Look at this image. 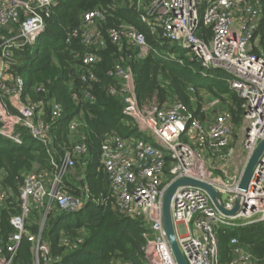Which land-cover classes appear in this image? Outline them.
<instances>
[{
	"label": "built area",
	"instance_id": "1",
	"mask_svg": "<svg viewBox=\"0 0 264 264\" xmlns=\"http://www.w3.org/2000/svg\"><path fill=\"white\" fill-rule=\"evenodd\" d=\"M59 0H0V134L23 142V134L36 139L52 153L54 138L52 120L62 117L63 108L55 99H34L27 91L25 79L15 71L17 53L33 45L46 29V16ZM140 20L162 42L186 51L190 61H197L206 70L228 73L230 88L242 99V115L237 128L231 100L213 99L206 118L197 119L189 106L177 96L165 102L144 105L138 98L133 59L151 54L146 35L135 25L120 22L109 25L112 13L102 7L85 11L79 25L68 32L67 41L79 39L84 84L73 91L76 102L82 98L96 100L93 92L98 81L96 65L107 41L132 51L121 56L108 71L115 80L106 89L121 98L123 115L132 120L144 137H124L108 133L100 146V164L107 173L115 198V206L123 214L142 219L146 239L142 246L148 264H177L164 228L163 201L168 187L180 178H193L213 185L227 209H232L240 196V207L234 216H227L215 206L209 193L197 186L181 185L173 194L171 215L179 246L189 264H221L217 228L264 222V154L255 168L245 191L239 190L242 171L257 143L264 138V51L259 49L258 35L262 19V0H134ZM209 28V39L199 35ZM260 50V51H258ZM158 53L156 49L153 50ZM258 51V52H257ZM171 59L183 63L176 55ZM32 90L45 91L42 84ZM48 118V119H47ZM50 119V120H49ZM81 126L78 119L69 123L75 133ZM182 136L186 137L182 141ZM154 141L151 142L148 139ZM241 149L246 155L240 168L234 161ZM85 136L76 140L61 163L48 172L35 168L20 185L19 212L10 222L15 231L9 236L6 249L0 246V264H12L24 238L31 242L33 264H49L50 246L42 232L50 209L77 212L91 199L88 185L76 195L65 188V175L75 167L76 158L86 155ZM211 155V156H209ZM84 164V163H83ZM229 164L234 168L227 171ZM220 168L217 177L212 169ZM11 194L0 184V208ZM102 202V199H99ZM100 201L98 203H100ZM33 210L41 211L37 233L26 221ZM241 221V222H238ZM232 244L238 239L233 237ZM252 255L235 248L230 264H254Z\"/></svg>",
	"mask_w": 264,
	"mask_h": 264
},
{
	"label": "trees",
	"instance_id": "2",
	"mask_svg": "<svg viewBox=\"0 0 264 264\" xmlns=\"http://www.w3.org/2000/svg\"><path fill=\"white\" fill-rule=\"evenodd\" d=\"M262 2L259 32H264V0ZM97 7L112 13L109 25L120 22L135 25L146 35L151 48L158 51L152 50L148 57L133 59L130 63L141 103L150 101L154 95L160 102L177 96L189 106L195 117L204 120L201 105L191 103L192 93L188 95L187 88H206L224 102L231 100L235 123L240 121L242 99L230 88L228 73L217 70L215 76L211 73L213 71L204 74L203 67L197 61H190L186 51L169 42H162L140 20L134 0H59L50 8V15L46 16L45 31L33 45L17 53L19 63L15 71L25 79L32 98L55 99L61 103L63 114L52 120V153H48L41 143H32L26 133L22 143H15L0 134V184L11 194L0 208V246L6 249L8 238L15 231L10 219L19 212L20 185L26 175L35 168L52 172V160L61 163L74 142L85 136L88 152L75 159L79 163L68 171L64 181L66 190L76 195H82L84 185H88L91 199L77 212L61 211L56 205L50 209L42 232L43 240L50 246L49 264H148L142 250L146 241L145 223L116 208L108 175L100 164V146L108 133L116 132L124 137L144 135L130 118L123 115L121 98L110 95L106 89L115 83L108 76V71L121 56L126 57L132 51L107 41L100 51L102 60L95 68L98 76L93 89L96 100L89 102L82 98L76 102L72 96L73 91L85 87L79 80L84 46L79 39L67 41L68 32L79 25L85 11ZM199 35L209 39L211 31L202 27ZM169 54L184 62L171 59ZM37 83L45 87L44 92L32 90ZM73 119L81 122L75 133L69 131V123ZM148 140L154 143L152 139ZM41 219V211L33 210L26 221L27 228L37 233ZM217 234L221 264H230L237 247L249 252L255 260L254 264H264V222L242 226L221 225ZM233 237L238 239L236 245L231 242ZM12 264H33L31 242L27 238L21 242Z\"/></svg>",
	"mask_w": 264,
	"mask_h": 264
},
{
	"label": "water",
	"instance_id": "3",
	"mask_svg": "<svg viewBox=\"0 0 264 264\" xmlns=\"http://www.w3.org/2000/svg\"><path fill=\"white\" fill-rule=\"evenodd\" d=\"M22 1H28V0H22ZM263 154H264V138L257 143V145L253 149L252 153L250 154L246 162L239 183L240 191H245L248 188L250 179L253 176L255 168L258 165L259 161L261 160ZM181 185H192L206 190L211 196L217 209L227 216H234L238 211L240 207V196L237 197L234 207L232 209H227L225 208L222 202L220 193L213 187V185H211L208 182L193 178H180L174 181L168 187L163 201L164 228L177 264H189L179 246L175 232V225L171 215V201L173 198V194L176 191V189Z\"/></svg>",
	"mask_w": 264,
	"mask_h": 264
},
{
	"label": "rangeland",
	"instance_id": "4",
	"mask_svg": "<svg viewBox=\"0 0 264 264\" xmlns=\"http://www.w3.org/2000/svg\"><path fill=\"white\" fill-rule=\"evenodd\" d=\"M264 23V22H263ZM263 31H264V26H263ZM264 34V32H258V35H259V37L261 38V41H260V45H259V49H261L262 51H264V38H263V35ZM206 71H213V72H211L212 74H213V76H215L216 75V73L218 72L217 70H210V69H208V70H206ZM206 74H208V73H206ZM187 92H188V95L190 94V93H192V94H190V95H192L191 96V103L193 104V105H201V112L203 113V115H204V119H205V117H206V115H208V112H209V110H207V107H208V105H209V103L213 100V99H216V98H220L219 96H217V97H215L214 95V93L212 92V91H210L209 89H206V88H193V87H191V86H189L188 88H187ZM170 98V97H169ZM153 100H155V101H159L158 100V96L157 95H154V97H153V99H150V101H142V103L144 104V105H148V104H150V103H152V101ZM206 114V115H205ZM209 116V115H208ZM197 119H199V120H201V121H203V119H201V118H198V117H196ZM237 123V124H236ZM236 129L234 130V139H236L237 137H238V125H239V123H240V121H238V120H236ZM144 137L146 136V134H144L143 135ZM181 140L182 141H185L186 140V137L185 136H182V138H181ZM30 141L32 142V143H34V144H38L39 142L36 140V139H33V138H30ZM240 153V151L238 152V154L237 155H240L239 154ZM243 159H242V157L241 156H239V157H241V161H238L237 162V164H240V162H241V165H239L240 166V168H241V166H243V164H244V162H245V158H246V155H244L243 154ZM79 162H78V160L76 161V163L75 164H78ZM234 166H235V164H229V166H228V168L226 169L227 171H230V170H232L233 168H234ZM212 174L214 175V176H217V177H221V176H224V171L222 170V169H220V168H215V169H212ZM75 173H77V172H74V174ZM77 174H79V173H77ZM76 177H79V175H76ZM76 177H74V179H76ZM238 222H241V221H238ZM239 226H241V225H239ZM246 253H249V252H247V251H245ZM250 254V253H249Z\"/></svg>",
	"mask_w": 264,
	"mask_h": 264
},
{
	"label": "crops",
	"instance_id": "5",
	"mask_svg": "<svg viewBox=\"0 0 264 264\" xmlns=\"http://www.w3.org/2000/svg\"><path fill=\"white\" fill-rule=\"evenodd\" d=\"M239 151H240V153H239L240 155H237ZM243 154H244V152L241 149H238L237 152H236V154H235L236 156L234 157V161L235 162L241 161V157H242V159L244 157ZM209 156H211V155H209ZM239 156H241V157H239ZM239 165H241V162H240Z\"/></svg>",
	"mask_w": 264,
	"mask_h": 264
}]
</instances>
